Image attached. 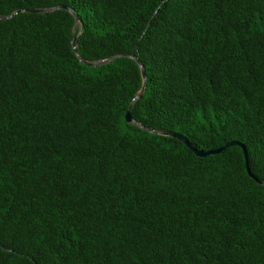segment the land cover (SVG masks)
Wrapping results in <instances>:
<instances>
[{
	"label": "trees",
	"instance_id": "16d2710c",
	"mask_svg": "<svg viewBox=\"0 0 264 264\" xmlns=\"http://www.w3.org/2000/svg\"><path fill=\"white\" fill-rule=\"evenodd\" d=\"M0 264H264V0H0Z\"/></svg>",
	"mask_w": 264,
	"mask_h": 264
},
{
	"label": "water",
	"instance_id": "95a60500",
	"mask_svg": "<svg viewBox=\"0 0 264 264\" xmlns=\"http://www.w3.org/2000/svg\"><path fill=\"white\" fill-rule=\"evenodd\" d=\"M41 11H42V10H31V11H29V12H31V13H39V12H41ZM71 13H72V12H71ZM72 14H73L74 17H75V21H76V22H79V18H78V16H77L75 13H72ZM136 62H137V60H136ZM84 63H85V64H88V65H92L91 63H86V62H84ZM137 63H138V62H137ZM142 77H144V73H143V72H142ZM125 123H127V124H132V123H134V122H133V119H132V115H131V106L129 107V109H128L126 115H125ZM167 135H168V134H167ZM170 136L173 137V138H175V139H178L179 141H181L185 146L188 147V149H190V150L194 153L195 156L200 157V158H203V157H205V156H209V155H215V154H218V153L222 152L225 148H227V147H229V146H238V147H240V148L242 149V151H243V155H244L245 159L247 158V152H246L245 147H244L242 144L238 143V142H231V143H229V144H227V145H225V146H222V147H220V148H218V149L208 150V151H202V150H197V149L193 148V147L188 143V141L185 140L181 135H178V134H171ZM247 172H248V174H249L248 169H247Z\"/></svg>",
	"mask_w": 264,
	"mask_h": 264
},
{
	"label": "rangeland",
	"instance_id": "374dc122",
	"mask_svg": "<svg viewBox=\"0 0 264 264\" xmlns=\"http://www.w3.org/2000/svg\"><path fill=\"white\" fill-rule=\"evenodd\" d=\"M80 23L77 22V25H79ZM99 63H92V65H98Z\"/></svg>",
	"mask_w": 264,
	"mask_h": 264
}]
</instances>
